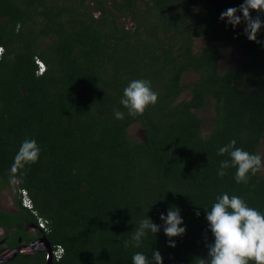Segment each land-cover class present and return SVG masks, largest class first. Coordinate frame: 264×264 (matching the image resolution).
<instances>
[{"label": "trees", "instance_id": "trees-1", "mask_svg": "<svg viewBox=\"0 0 264 264\" xmlns=\"http://www.w3.org/2000/svg\"><path fill=\"white\" fill-rule=\"evenodd\" d=\"M242 3L0 0V194L11 190L16 207L0 208V253L46 236L63 248L52 264H132L135 252L151 257L153 249L164 264H201L214 239L204 208L216 196L238 195L264 212V171L246 184L235 181V169L217 174L229 158L218 147L232 139L264 156V28L257 43L245 23L233 28L220 18ZM233 48L242 54L223 68ZM190 72L197 78L184 82ZM133 79L150 80L158 93L136 116L119 103ZM211 109L208 119L202 111ZM135 125L142 138L131 133ZM25 138L37 140L41 156L12 184ZM173 206L187 225L176 247L163 227L141 248L124 246L140 220L162 226L160 213ZM39 218L47 229L25 230ZM47 255L19 252L1 264H48Z\"/></svg>", "mask_w": 264, "mask_h": 264}, {"label": "clouds", "instance_id": "clouds-1", "mask_svg": "<svg viewBox=\"0 0 264 264\" xmlns=\"http://www.w3.org/2000/svg\"><path fill=\"white\" fill-rule=\"evenodd\" d=\"M264 13V0H243L239 7H231L221 13V20L233 28L245 23L244 34L250 41H258V34L264 28V19L260 15L253 17L252 11ZM242 13V15H240ZM158 102V93L147 79L130 80L123 89L120 104L131 116L142 115L150 106ZM114 118L123 119V113L114 109ZM227 156L219 162L218 176L227 174L228 169H235L234 179L237 183H248L252 176L264 171V156L237 147V141L232 139L227 144L219 146L218 156ZM41 147L34 138H25L14 158L10 168L9 182L16 183L17 170H25L29 165L39 161ZM208 230L213 236V242L207 244L208 258L201 259V264H264V212L249 206L246 200L238 195L227 192L216 196L211 209L204 208ZM178 206L170 207L166 213H160L162 226L153 221L150 216L140 220L131 232V239L124 240L125 247L141 248L149 233L158 234L163 227V233L168 237V246L176 247L175 238L182 237L187 232V225ZM195 214L200 216L199 209ZM132 264H164L159 250L152 251L151 257L137 251L132 255Z\"/></svg>", "mask_w": 264, "mask_h": 264}, {"label": "rangeland", "instance_id": "rangeland-1", "mask_svg": "<svg viewBox=\"0 0 264 264\" xmlns=\"http://www.w3.org/2000/svg\"><path fill=\"white\" fill-rule=\"evenodd\" d=\"M202 44V42H201ZM242 54V52L238 49V48H233L231 50H228L224 55L223 58L221 60V64L223 68H226L230 65H232L235 61L238 60V58L240 57V55ZM197 78V75L195 73H186L185 74V78H184V82H190L194 79ZM202 114H204L208 119L212 118L213 113H212V109L209 111H202ZM131 133L134 136H137L139 138H142L144 136V132L142 131V128L140 127V125H135L131 128ZM262 152L264 153V147L262 149ZM0 208H4V209H13V195L10 191H5L3 193L0 194ZM3 235V229L0 228V236Z\"/></svg>", "mask_w": 264, "mask_h": 264}, {"label": "water", "instance_id": "water-1", "mask_svg": "<svg viewBox=\"0 0 264 264\" xmlns=\"http://www.w3.org/2000/svg\"><path fill=\"white\" fill-rule=\"evenodd\" d=\"M36 251H46L48 254V264H52L53 259V247L50 243V241L47 239L46 236H43L36 241L32 242L31 244H23L17 248L11 249V250H5L2 253H0V264L11 260L14 258L19 252L24 253H31Z\"/></svg>", "mask_w": 264, "mask_h": 264}, {"label": "built area", "instance_id": "built-area-1", "mask_svg": "<svg viewBox=\"0 0 264 264\" xmlns=\"http://www.w3.org/2000/svg\"><path fill=\"white\" fill-rule=\"evenodd\" d=\"M37 62L39 63V72L42 73L45 70L46 66L40 60H38ZM22 198H23V205L32 209L33 208V202L31 200V198L29 197L26 190L22 191ZM38 227L47 229V220L43 219V218H39ZM62 253H63V248L61 246H58L56 249H53V255L58 257V258L61 256Z\"/></svg>", "mask_w": 264, "mask_h": 264}, {"label": "flooded vegetation", "instance_id": "flooded-vegetation-1", "mask_svg": "<svg viewBox=\"0 0 264 264\" xmlns=\"http://www.w3.org/2000/svg\"><path fill=\"white\" fill-rule=\"evenodd\" d=\"M7 191H10V190H7ZM12 195H13V193H12ZM15 208L16 207H15V204H14V195H13V209H15ZM38 228H39L38 225H36L35 223H30V224L26 225L25 230L32 231V232L36 233V232H38ZM36 240L37 239L31 240V241H23V243L21 245H23V244H31L32 242H34ZM20 241L22 242V238H20ZM14 248H17V247L9 248V249H6V250H11V249H14Z\"/></svg>", "mask_w": 264, "mask_h": 264}]
</instances>
